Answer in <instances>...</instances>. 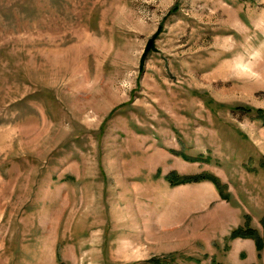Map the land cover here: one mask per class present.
I'll return each mask as SVG.
<instances>
[{
    "label": "rangeland",
    "instance_id": "rangeland-1",
    "mask_svg": "<svg viewBox=\"0 0 264 264\" xmlns=\"http://www.w3.org/2000/svg\"><path fill=\"white\" fill-rule=\"evenodd\" d=\"M0 264H264V0H0Z\"/></svg>",
    "mask_w": 264,
    "mask_h": 264
},
{
    "label": "trees",
    "instance_id": "trees-1",
    "mask_svg": "<svg viewBox=\"0 0 264 264\" xmlns=\"http://www.w3.org/2000/svg\"><path fill=\"white\" fill-rule=\"evenodd\" d=\"M207 179H210V180H212V181H214V183L216 184V186L218 185L217 184V182L214 180V179H212V178H210L209 176H200V177H187V178H182V179H180V182H182V183H190V182H197V181H201V180H207ZM235 235V234H234ZM247 235H249V234H247ZM246 234H239V236H242V237H246L247 236ZM236 236V235H235ZM252 237L251 238H253V239H255L256 237H255V235L254 234H252L251 235ZM249 237V236H248ZM257 243V242H256ZM258 244V243H257ZM257 248H258V246H257Z\"/></svg>",
    "mask_w": 264,
    "mask_h": 264
},
{
    "label": "crops",
    "instance_id": "crops-1",
    "mask_svg": "<svg viewBox=\"0 0 264 264\" xmlns=\"http://www.w3.org/2000/svg\"><path fill=\"white\" fill-rule=\"evenodd\" d=\"M253 249L255 250L256 249V247H253ZM255 253V252H254Z\"/></svg>",
    "mask_w": 264,
    "mask_h": 264
}]
</instances>
